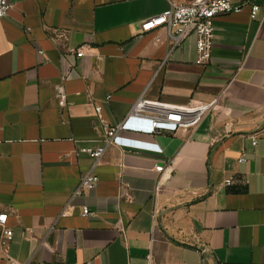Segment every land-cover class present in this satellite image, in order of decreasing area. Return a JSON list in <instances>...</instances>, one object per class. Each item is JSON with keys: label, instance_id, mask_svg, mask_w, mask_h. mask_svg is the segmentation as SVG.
<instances>
[{"label": "crops", "instance_id": "crops-1", "mask_svg": "<svg viewBox=\"0 0 264 264\" xmlns=\"http://www.w3.org/2000/svg\"><path fill=\"white\" fill-rule=\"evenodd\" d=\"M10 2L0 214L13 237L0 264H264V3L256 17L249 6L217 16L200 66L195 36L172 50L165 29L141 30L169 0ZM81 45V59L65 54ZM141 96L218 101L194 129L152 135L132 121L122 135L151 148L109 147L96 188L74 196L93 162L86 149Z\"/></svg>", "mask_w": 264, "mask_h": 264}, {"label": "built area", "instance_id": "built-area-1", "mask_svg": "<svg viewBox=\"0 0 264 264\" xmlns=\"http://www.w3.org/2000/svg\"><path fill=\"white\" fill-rule=\"evenodd\" d=\"M170 8L166 12L153 15L142 21V32L165 29L172 40V50L182 44L190 36L196 37L197 57L195 63L203 66L212 58L215 38V20L222 14L240 12L249 6L252 17L261 10L264 0H169ZM10 0H0V20L9 15L12 10ZM66 55H74L77 59L84 57L85 45L67 48ZM218 99L210 102L190 103L186 106H174L161 101L148 100L141 96L133 104L128 116L115 124L109 125L102 137L93 146L86 149L93 158L90 169L82 176L74 196L85 195L96 188L100 177L97 167L109 147L118 145L132 148L150 149V143L122 135L124 131L133 128L132 121H138V128L142 131L156 135L162 132H175L181 128L194 129L207 112L213 109ZM65 105V102H63ZM98 112L101 106L97 104ZM246 160L245 154L239 157L240 162ZM170 165H157L160 179ZM233 177L226 180L227 185H232ZM94 214L88 207L83 209V215ZM8 214H0L2 233L0 244L7 247L13 237V230L7 227ZM9 264H31L10 258Z\"/></svg>", "mask_w": 264, "mask_h": 264}]
</instances>
